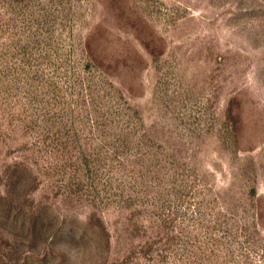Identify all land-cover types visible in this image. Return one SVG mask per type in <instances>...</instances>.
Returning a JSON list of instances; mask_svg holds the SVG:
<instances>
[{
	"label": "rangeland",
	"instance_id": "1",
	"mask_svg": "<svg viewBox=\"0 0 264 264\" xmlns=\"http://www.w3.org/2000/svg\"><path fill=\"white\" fill-rule=\"evenodd\" d=\"M0 264H264V0H0Z\"/></svg>",
	"mask_w": 264,
	"mask_h": 264
}]
</instances>
